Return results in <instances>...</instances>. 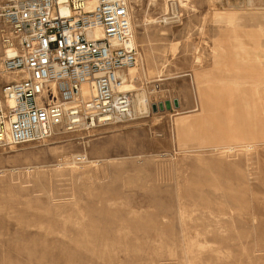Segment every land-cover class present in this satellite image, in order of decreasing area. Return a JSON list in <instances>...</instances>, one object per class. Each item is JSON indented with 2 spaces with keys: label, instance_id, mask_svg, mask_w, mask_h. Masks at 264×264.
Returning a JSON list of instances; mask_svg holds the SVG:
<instances>
[{
  "label": "rangeland",
  "instance_id": "rangeland-1",
  "mask_svg": "<svg viewBox=\"0 0 264 264\" xmlns=\"http://www.w3.org/2000/svg\"><path fill=\"white\" fill-rule=\"evenodd\" d=\"M127 1L148 107L0 146V264H264V0Z\"/></svg>",
  "mask_w": 264,
  "mask_h": 264
},
{
  "label": "built area",
  "instance_id": "built-area-1",
  "mask_svg": "<svg viewBox=\"0 0 264 264\" xmlns=\"http://www.w3.org/2000/svg\"><path fill=\"white\" fill-rule=\"evenodd\" d=\"M127 0H0V146L131 117Z\"/></svg>",
  "mask_w": 264,
  "mask_h": 264
},
{
  "label": "bare ground",
  "instance_id": "bare-ground-1",
  "mask_svg": "<svg viewBox=\"0 0 264 264\" xmlns=\"http://www.w3.org/2000/svg\"><path fill=\"white\" fill-rule=\"evenodd\" d=\"M171 1H173V0H171ZM182 2L183 1L180 0V3H182ZM166 8H167V6H166ZM166 8H165V10H166ZM131 23L133 24L132 17H131ZM132 68H129L128 70H125L122 73H120L122 75L123 79H124L123 83L120 86L121 90L128 91L127 87H129V86L130 87H132V86L134 87V85L132 84L133 81H134V77H133V75L131 76V74H133V72L130 70ZM147 107H148V104L146 102V98H145V95L143 93L137 91V93L133 94V97H132V113H131V115H137L138 113L142 114L147 109Z\"/></svg>",
  "mask_w": 264,
  "mask_h": 264
}]
</instances>
